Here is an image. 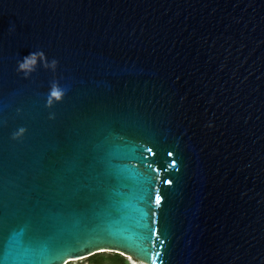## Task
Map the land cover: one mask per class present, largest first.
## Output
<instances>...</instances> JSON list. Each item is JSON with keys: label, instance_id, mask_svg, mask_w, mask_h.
Here are the masks:
<instances>
[{"label": "water", "instance_id": "obj_1", "mask_svg": "<svg viewBox=\"0 0 264 264\" xmlns=\"http://www.w3.org/2000/svg\"><path fill=\"white\" fill-rule=\"evenodd\" d=\"M0 218L2 264H264V0H0Z\"/></svg>", "mask_w": 264, "mask_h": 264}, {"label": "trees", "instance_id": "obj_2", "mask_svg": "<svg viewBox=\"0 0 264 264\" xmlns=\"http://www.w3.org/2000/svg\"><path fill=\"white\" fill-rule=\"evenodd\" d=\"M86 264H130V262L121 253L104 251L88 256Z\"/></svg>", "mask_w": 264, "mask_h": 264}, {"label": "rangeland", "instance_id": "obj_3", "mask_svg": "<svg viewBox=\"0 0 264 264\" xmlns=\"http://www.w3.org/2000/svg\"><path fill=\"white\" fill-rule=\"evenodd\" d=\"M106 252H110V251H106ZM121 254L127 257V259L129 260L130 264H146V263H144L142 261L135 260L133 257H131L128 254H125V253H122V252H121ZM86 261H87V257L78 258V259L76 258V259H71L70 261H68L65 264H86Z\"/></svg>", "mask_w": 264, "mask_h": 264}, {"label": "snow or ice", "instance_id": "obj_4", "mask_svg": "<svg viewBox=\"0 0 264 264\" xmlns=\"http://www.w3.org/2000/svg\"><path fill=\"white\" fill-rule=\"evenodd\" d=\"M159 197H157V202H159ZM3 239V218H0V240ZM50 252L53 251L52 249L49 250ZM2 264V262H0Z\"/></svg>", "mask_w": 264, "mask_h": 264}]
</instances>
